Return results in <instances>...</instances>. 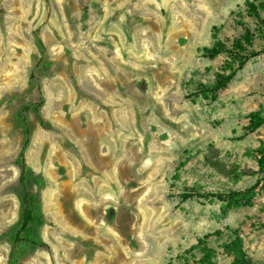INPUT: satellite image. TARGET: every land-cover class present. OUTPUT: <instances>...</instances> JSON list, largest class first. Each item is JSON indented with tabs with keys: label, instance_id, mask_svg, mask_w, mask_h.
I'll list each match as a JSON object with an SVG mask.
<instances>
[{
	"label": "rangeland",
	"instance_id": "374dc122",
	"mask_svg": "<svg viewBox=\"0 0 264 264\" xmlns=\"http://www.w3.org/2000/svg\"><path fill=\"white\" fill-rule=\"evenodd\" d=\"M243 1L0 0V236L18 219L25 128V163L45 179L48 248L21 264H185L179 256L216 230V261L230 264L229 228L264 264V180L246 155L264 124L245 129L264 104V40L216 100L198 90L226 59L202 48L213 33L239 36ZM252 185V204L222 215L212 194ZM9 248L0 237V264Z\"/></svg>",
	"mask_w": 264,
	"mask_h": 264
},
{
	"label": "trees",
	"instance_id": "16d2710c",
	"mask_svg": "<svg viewBox=\"0 0 264 264\" xmlns=\"http://www.w3.org/2000/svg\"><path fill=\"white\" fill-rule=\"evenodd\" d=\"M235 22L240 26L241 32L237 37H226L224 40L218 39L213 33L214 42L210 46L202 48L203 54L208 58H214L219 54H225L221 68L216 71L213 78L204 83H199V93L204 98L216 100L218 93L227 87L235 71L240 68L247 60L257 56V51L252 49L255 39L264 40V0H244L242 10L233 12ZM216 29V28H215ZM40 45V43L38 42ZM50 64L42 63L38 68V73L48 70ZM31 83L40 93V85L37 74L31 73ZM35 103L33 111L36 114L41 126L47 128L49 123L45 122L39 114V108L43 104L42 96ZM29 109L30 105L24 107ZM248 122L245 129L248 133L256 131L264 124V104L259 108L252 110L247 115ZM26 117L23 116L20 122L23 123ZM25 131V139L17 155V161L20 164V173L18 177V188L20 193L18 219L13 226L1 234L9 244V253L7 264H21L27 254L35 248H48V245L39 235L40 227L45 223V218L41 209L40 190L45 185V179L41 174L35 173L26 163L24 153L29 143V130ZM246 155L254 159L257 169L264 180V140H260L253 149H247ZM234 176L238 177L242 172L232 170ZM255 195V186L245 187L243 189H230L227 191H218L212 196L221 201V213L225 215L229 210L241 206L251 205ZM192 193H184L183 197L189 198ZM227 238L221 243L223 254L230 259V264H262L250 256L244 247L243 238L235 229H230ZM222 236V231L216 230L207 233L196 239V242L187 248L179 257L185 264H189L192 259L196 264H218L216 261V248L210 245L209 237Z\"/></svg>",
	"mask_w": 264,
	"mask_h": 264
}]
</instances>
